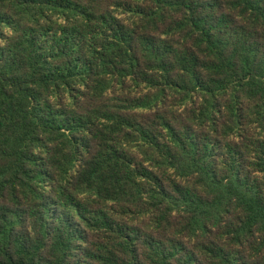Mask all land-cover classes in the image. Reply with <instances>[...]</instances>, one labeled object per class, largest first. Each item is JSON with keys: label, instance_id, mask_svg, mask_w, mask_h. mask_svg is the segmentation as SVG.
Here are the masks:
<instances>
[{"label": "trees", "instance_id": "16d2710c", "mask_svg": "<svg viewBox=\"0 0 264 264\" xmlns=\"http://www.w3.org/2000/svg\"><path fill=\"white\" fill-rule=\"evenodd\" d=\"M0 264H264V0H0Z\"/></svg>", "mask_w": 264, "mask_h": 264}]
</instances>
